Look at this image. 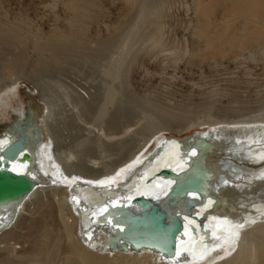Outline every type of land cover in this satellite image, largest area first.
I'll return each mask as SVG.
<instances>
[{"label":"bare ground","instance_id":"1","mask_svg":"<svg viewBox=\"0 0 264 264\" xmlns=\"http://www.w3.org/2000/svg\"><path fill=\"white\" fill-rule=\"evenodd\" d=\"M77 1L70 0L67 6L73 13L69 33L56 30L51 35L37 34L30 41L19 22L0 24V69L26 77L39 74L52 64H59L60 68L64 62L92 61L106 53L111 48L112 38L100 41L95 48L89 47L86 41L88 22L97 15V11H92L97 2ZM142 1L133 0L132 9L141 7ZM197 8L201 16L210 18V10H205L203 5ZM222 15L224 21L228 20L223 22L227 24L225 27H230L233 22L238 24L231 29L233 34L222 33L223 24L216 27V37L208 38L209 41L206 38L208 53L213 50L215 56H219L225 50L238 47L264 48V0L234 1ZM238 29L243 31L239 33ZM206 34L204 32V36ZM27 48L33 51L35 62L28 60ZM17 83V80L1 83L0 113L9 107L2 94L6 91L3 86L16 89ZM27 89L40 97L46 107L14 110L15 118L0 126V150L13 139L7 134L9 126L32 123L30 135L33 136L34 130L39 135L35 134L34 146L28 149L30 159L17 162L12 169L35 178L39 186L17 206L0 208V264H264L263 117L235 123L211 122L207 123L206 129L189 135L202 133L213 144V150L203 164L215 178L209 183V199L205 204H198L193 213L198 219L185 214L186 237L179 240L176 258L167 260L145 249L139 252L111 250L107 235L117 231L110 222L123 228L128 219L119 214L120 209L112 213L109 209L123 203L120 200L122 194H127L130 199L144 196L160 200L171 187V181L156 179L147 185V180L163 169L174 172L187 169L191 158L198 154L193 148L185 149L192 138L187 143L185 137L167 136L163 131L168 128H159L113 169L96 174L74 170L72 165L77 155L68 149L61 150L55 144L49 124L50 104L34 91L33 85ZM88 93L80 92L79 96L85 101L92 97ZM40 114L44 115L48 129L47 139L39 125ZM111 137L108 138L111 140ZM108 138H101V142ZM92 164L95 168L99 163L95 160ZM140 178L141 183H138ZM117 192L119 195H115ZM110 194L118 198L112 199ZM177 209L179 213L186 211L183 205ZM4 217H9L10 222ZM202 220L204 226L200 225Z\"/></svg>","mask_w":264,"mask_h":264},{"label":"rangeland","instance_id":"2","mask_svg":"<svg viewBox=\"0 0 264 264\" xmlns=\"http://www.w3.org/2000/svg\"><path fill=\"white\" fill-rule=\"evenodd\" d=\"M90 1L97 2L92 8L97 15L88 22L87 44L95 48L112 38L111 52L92 61L64 62L60 68L52 64L26 77L0 69V85L18 81L16 89L3 86L9 107L0 113V126L15 118L14 110L46 107L27 89L33 85L51 106L49 124L58 149L77 155L74 170L96 174L124 162L159 128L184 138L207 123L264 118V48L238 47L219 56L207 52L206 38L216 37L220 24L222 33L233 34L238 23L225 27L222 12L238 0H144L136 9L133 0ZM69 2L0 0V24L19 22L30 41L56 30L69 33ZM198 5L210 10V18L200 15ZM25 52L35 62L31 48ZM80 92L92 97L83 101ZM43 116L39 125L47 139Z\"/></svg>","mask_w":264,"mask_h":264},{"label":"water","instance_id":"3","mask_svg":"<svg viewBox=\"0 0 264 264\" xmlns=\"http://www.w3.org/2000/svg\"><path fill=\"white\" fill-rule=\"evenodd\" d=\"M32 125V123L23 122L8 128L7 134L13 139L0 150V208H7L13 204L17 206L39 186L35 178L17 173L12 169V165L17 162L30 159L28 149L34 146L35 134L39 135L35 130L32 132L33 136L30 135ZM191 138V144L185 146V149L193 148L198 151V154L191 158L187 169L178 172L163 169L147 180V185L156 179L171 181V187L160 200L155 201L144 196L130 199L127 194H122L120 200L123 203L110 207L109 213L120 209L119 214L125 215L128 219V224L123 228L110 222L115 227L113 230L117 231L115 234L107 235V243L111 250L139 252L145 249L156 252L167 260L176 258L179 240L186 234L185 214L198 219L193 213L197 210L198 204H205L209 199L211 190L209 183L215 178L203 164L207 154L213 150V144L202 133L185 137L184 141L188 143ZM140 180L141 178L138 179V183H141ZM110 198L118 197L112 195ZM181 205L185 206L186 211L179 213L177 208ZM4 218L10 222L9 217ZM204 224L202 220L200 225L204 226Z\"/></svg>","mask_w":264,"mask_h":264}]
</instances>
